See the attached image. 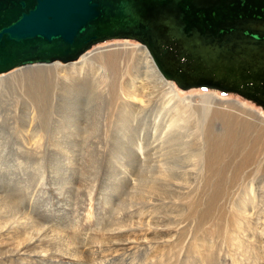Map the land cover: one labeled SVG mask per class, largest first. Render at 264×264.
Returning <instances> with one entry per match:
<instances>
[{
	"label": "rangeland",
	"instance_id": "rangeland-1",
	"mask_svg": "<svg viewBox=\"0 0 264 264\" xmlns=\"http://www.w3.org/2000/svg\"><path fill=\"white\" fill-rule=\"evenodd\" d=\"M137 44L0 75V264H264V152L239 169L233 155L218 177L186 157L200 95L264 112L174 83L197 113L182 129L167 114L155 127L159 104L150 112L149 87L133 79L143 65L122 50Z\"/></svg>",
	"mask_w": 264,
	"mask_h": 264
},
{
	"label": "water",
	"instance_id": "water-1",
	"mask_svg": "<svg viewBox=\"0 0 264 264\" xmlns=\"http://www.w3.org/2000/svg\"><path fill=\"white\" fill-rule=\"evenodd\" d=\"M132 40L181 90L234 94L264 112V0H0V75L73 63Z\"/></svg>",
	"mask_w": 264,
	"mask_h": 264
},
{
	"label": "bare ground",
	"instance_id": "bare-ground-1",
	"mask_svg": "<svg viewBox=\"0 0 264 264\" xmlns=\"http://www.w3.org/2000/svg\"><path fill=\"white\" fill-rule=\"evenodd\" d=\"M122 48L125 55L129 54L132 58L139 61L143 65L142 72H139L141 75H134L133 79H141L144 85L147 86V88L149 87L150 92L146 94V98H148V100L143 101L146 102L144 106H150V112H152L153 109L152 105L155 106L157 103L159 104L158 106L160 108V115L159 118L157 116L154 126L156 127L158 121L163 120V115L167 114L170 119L174 118L173 122L178 124V129H182L185 126L186 121L191 119L197 113V105H195L193 98H181L177 94L178 91H176L174 82L166 80L165 77L159 72L152 56L143 45H124ZM93 55L95 56L96 54ZM91 57L93 56L88 54V52L83 53L80 56V58L83 59L82 64L86 63ZM59 63L60 62H54L52 64L29 65L14 69L6 73L4 76L26 67L48 66ZM72 67L73 66H71L69 71L73 70ZM101 70L103 69L101 68ZM25 74L26 73H21L19 79L25 78ZM102 74V78L106 80V71L103 70ZM4 76H0V78ZM154 94L160 95L159 100L158 98L156 101H153L154 99L152 100L151 96ZM199 101L200 107L198 114L200 116H204L205 119H201L198 122L199 135L195 138V140L198 141V148L196 151H194V154L189 153L186 155V157L191 159H189V162L192 163L193 167L198 168L201 176H204L209 171V173L218 177L220 173H223L224 171L222 163L225 160L231 162V157L233 155L239 154L241 156V159L239 162H237L238 164L235 163L236 168L239 169L240 166L246 165L247 163L249 164L251 160L257 159V156L264 152V120L258 116V114L249 112L248 110L233 102H220L210 93L200 95ZM130 106L131 109L134 107L132 103L127 102L126 107L128 108ZM138 112L142 113L141 111ZM155 114H157V112H155ZM248 117L253 118L254 121H249L247 119ZM216 120H219V129L214 128L215 124L213 122H217ZM211 129L216 132H210V135L207 131Z\"/></svg>",
	"mask_w": 264,
	"mask_h": 264
}]
</instances>
